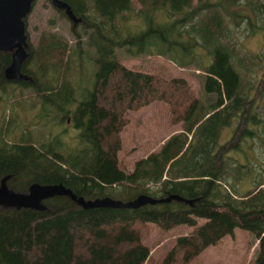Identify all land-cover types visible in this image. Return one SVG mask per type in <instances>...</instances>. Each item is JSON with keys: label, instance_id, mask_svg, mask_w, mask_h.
<instances>
[{"label": "trees", "instance_id": "16d2710c", "mask_svg": "<svg viewBox=\"0 0 264 264\" xmlns=\"http://www.w3.org/2000/svg\"><path fill=\"white\" fill-rule=\"evenodd\" d=\"M136 1L139 7L133 0H50L61 15L70 11L75 17L74 24L69 20L78 46L83 41L77 23L103 36L88 42L98 65L81 98L73 96L74 86L66 80L72 47L56 32H44L35 45L25 28L26 54L12 78L6 68L16 44L0 49V100L8 99L9 84L30 80L44 103L57 99L56 109L63 104L57 109L60 117L68 118L69 106L75 105L72 118L78 129L77 143L67 148L60 134L36 144L25 131L8 142L1 137L9 134L8 127L0 128V182L7 193L26 195L35 184L58 189L44 193L37 205L0 201V264H145L152 261L142 242L149 223L162 231L180 224L193 227L176 238L158 264H188L236 226L258 238L252 264H264V111H259L264 49L252 53L246 64L232 40L242 24L250 35L264 34V0ZM132 18L140 22L131 25ZM105 41L127 46L128 54H161L180 66H199L205 71L204 94L186 78L170 75L163 64H152L150 70L127 67L114 47L103 46ZM81 54L77 51L79 65ZM28 72L31 78L25 80ZM156 99L166 102L183 130L127 171L117 156L125 111ZM225 127L230 134L223 139ZM255 139L259 152L248 146ZM141 193L181 198L89 208L76 200L83 195L126 201Z\"/></svg>", "mask_w": 264, "mask_h": 264}, {"label": "rangeland", "instance_id": "374dc122", "mask_svg": "<svg viewBox=\"0 0 264 264\" xmlns=\"http://www.w3.org/2000/svg\"><path fill=\"white\" fill-rule=\"evenodd\" d=\"M133 1L135 6L139 7V3L136 0ZM193 1L195 2V0ZM66 13V16L61 15L50 0H35L31 11L26 16L27 34L30 41L35 45L38 43L40 35L44 32H56L69 42L72 47L70 52L72 67L70 72L67 71L68 79L66 80L70 81L71 85L74 86L73 96L81 98L82 88L90 87L94 79V71L98 65L95 47L89 43L100 41L103 36H101L98 30L84 28L81 23H77L75 24V29L81 32V39L83 41L81 46H78L77 39L72 32L71 20H69V17L73 18L74 24L76 21L75 17L70 11H66ZM120 22L118 20L119 24H121ZM135 22L140 21L137 18H132L128 21L131 25H135ZM234 32L232 40L236 50L247 64L246 59L252 53H260L264 49V34L257 33L250 35L245 30L244 24L239 29H234ZM105 33H102L105 38L113 37L111 34L107 35ZM113 38L116 39L115 37ZM103 46L105 48L114 47V45H111L107 41L103 43ZM126 48L127 46L114 47V50L120 61L127 67L150 70L156 66L152 64H163L170 75L186 78L194 86L199 95L204 94L203 75L205 71L199 66L197 67L194 64L180 66L166 55L161 54L143 53L132 55L127 53ZM77 51L82 53L81 55L84 57L81 65H79V61L77 60ZM28 74L24 76L25 80L31 78L30 72ZM48 77L51 79L52 76ZM61 83L62 80L60 78V81L55 84L59 85ZM13 84L7 86L8 92L4 94L5 98L8 99L5 102L0 100V128L7 129L8 127L7 132H9V134H2V139L8 142L17 141L20 135L26 131L30 133L31 139L36 144L56 134H60L67 148H71L77 143L76 134L78 129L75 128L72 118L74 104L69 106L71 108L68 112L70 121H67L66 115L62 118L57 113L58 107L60 109L63 104L57 106L56 109L55 103H58L57 99H54L55 102L53 104L49 101L48 103H44V100L37 94L30 80L25 83L15 81ZM50 99H53L52 96ZM45 106L47 109L50 107V112L44 111L46 110L44 109ZM259 111H264V93L259 102ZM124 116L126 123L120 131L121 146L117 151V156L127 171L133 169L137 159L145 157L149 152L159 150L172 134L183 130V123L173 122L174 119L171 116L168 105L159 99L136 109H127ZM222 130V138L226 139V136L230 134V130L228 127ZM256 140H254L253 146L248 145L252 148L254 147L253 150H250L252 152H259L260 150L256 144ZM246 184L247 181H244L241 185L246 187ZM45 190L38 189L36 197L33 198L36 203L35 205L39 204L44 193L53 192L58 189L47 188ZM202 221H204V218H197L198 223ZM149 224L151 225V229L144 236L142 242L149 247V256L152 258V261L147 263L145 261V264H158L175 243L176 238L179 235L188 233L193 228L188 224H180L162 231L156 224ZM258 247V238L253 233L236 226L232 234H226L217 243L205 247L188 264H252Z\"/></svg>", "mask_w": 264, "mask_h": 264}, {"label": "water", "instance_id": "95a60500", "mask_svg": "<svg viewBox=\"0 0 264 264\" xmlns=\"http://www.w3.org/2000/svg\"><path fill=\"white\" fill-rule=\"evenodd\" d=\"M32 0H0V49H8L13 44L16 48L13 51L12 61L6 68V76L9 78L18 75L21 59L25 56L26 50L23 46L25 22L24 18L29 14L32 8ZM62 191L64 187L59 185ZM33 193L29 194H8L5 190L4 182L0 185V201L3 199H10L17 201L19 204L35 205L34 197L37 195L38 189L50 188V186H41L40 184L34 185ZM171 197L181 198L178 194H170L165 197L155 198L147 194H139L135 200H121L114 199L108 196L85 198L83 195L76 197L77 202L84 208L97 207V206H121V207H137L146 202L166 201ZM187 202L191 199L183 198Z\"/></svg>", "mask_w": 264, "mask_h": 264}, {"label": "flooded vegetation", "instance_id": "af4514ba", "mask_svg": "<svg viewBox=\"0 0 264 264\" xmlns=\"http://www.w3.org/2000/svg\"><path fill=\"white\" fill-rule=\"evenodd\" d=\"M67 121H70V118H69V117L67 118ZM1 184H2V182H0V185H1Z\"/></svg>", "mask_w": 264, "mask_h": 264}]
</instances>
